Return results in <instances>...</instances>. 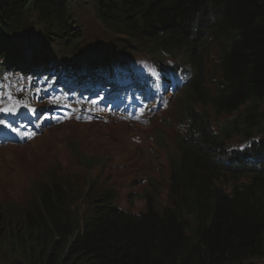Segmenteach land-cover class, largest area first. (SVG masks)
<instances>
[{
	"label": "trees",
	"instance_id": "trees-1",
	"mask_svg": "<svg viewBox=\"0 0 264 264\" xmlns=\"http://www.w3.org/2000/svg\"><path fill=\"white\" fill-rule=\"evenodd\" d=\"M79 2H92L97 20L110 34L127 39V47L145 48L155 63L163 58L159 64L165 69L167 55L192 62L184 87L187 104L181 108L191 140L184 138L183 153L168 161L166 203L159 206L149 191L147 214L118 209L110 188L92 194V212L80 224L70 209L66 180L43 186L42 211L34 219L22 217L21 235L6 243L18 250V263L264 264V127L255 137L247 119L264 112V0H0V60L17 57L22 49H45L46 42L48 52L67 51L60 56L63 63L103 65V42H87L84 26L74 20ZM32 19L38 27L34 33ZM145 32L151 35L148 43ZM12 37L16 41L9 47ZM227 38L233 42L216 53L217 83L203 80L207 45ZM206 99L217 105H205ZM218 108L227 117L221 125ZM258 122L260 128L264 117ZM194 125L198 130L192 138ZM232 138L236 143L231 148L225 142ZM249 139H255L252 148L239 151L237 146ZM221 149L224 153L217 157ZM97 160L79 156L86 169L100 165ZM86 180L91 189L94 181Z\"/></svg>",
	"mask_w": 264,
	"mask_h": 264
},
{
	"label": "rangeland",
	"instance_id": "rangeland-1",
	"mask_svg": "<svg viewBox=\"0 0 264 264\" xmlns=\"http://www.w3.org/2000/svg\"><path fill=\"white\" fill-rule=\"evenodd\" d=\"M74 13L76 20L83 24L86 34L88 32L87 35L89 36V40L105 41L109 40L112 37L109 31L104 28L97 20L92 2H79V4L74 5ZM146 35H148V33H146ZM209 56L210 61L208 62L209 64H211V62H214V54L212 51L209 52ZM216 69H218V67H216ZM212 70L213 67L211 66L210 73L212 72ZM134 77L135 80L137 76L134 75ZM171 112H176V108L173 107L171 109ZM94 122H98V124H66L58 131H52L48 134L43 135V137H38L35 141H33V143L31 142L34 145V148L31 149L32 152H30L28 148L19 149L20 153H24L26 151L30 152L29 155L31 156V159L39 156H47L46 162L38 161V167L36 165L31 166L29 168L30 172H28V175L25 174L23 178L21 177L20 181L13 185L12 188L8 189V196L4 195L0 190V205L4 204V202H8L12 205V210L15 209L17 213L21 211L20 217L25 216L26 211H29V213L32 215V219L37 218L38 212L36 209V205L38 201L37 196L34 195V188L31 187L32 181L37 179V173L38 179H41L44 173L40 172L44 171L45 169H48L50 167H66L70 172L67 174V178L65 181V190L69 199L70 206L73 209V214L80 218L84 217L85 215L89 216L91 210L88 206V199L83 197V194L85 192L83 190L84 184L81 175L84 174V171L80 170V167L76 161V155L83 150H94V153L100 156H104L103 151L100 147H103V149L116 148L115 145L100 140L104 137H108L123 145L124 152L122 156H130V160L127 163L119 165L117 167H111L107 165L104 171V175H108L110 180L123 178L126 181V183L117 190L118 198L116 200V203L124 208L125 206H128L129 208H132V211L142 210L145 205L144 199H142L140 196L135 195V192L139 191L138 188L141 189L142 185L137 181H134L138 174L135 172V169L132 168L133 165H136V163L140 161V155L138 153L139 150H142L147 157H150L148 153V148H152L150 136L153 128L156 127L157 124L154 123L155 121H152V124L150 126H143L140 128L136 127L134 130L129 129L130 131H126V129L121 126L120 121L117 123L116 121H113L106 124V122L101 120L99 121V119H97L94 120ZM172 126L170 128H167L166 131L172 140V152H174V137L177 138L178 132H180V128L177 125V119L174 120ZM131 133L133 134L132 141H126L125 139ZM139 137L142 140L141 143L138 142ZM64 140L67 143L70 142L69 145L64 143ZM94 145H96L97 147H95ZM27 146H31V144L29 143ZM15 158L20 161H24L23 157L17 156ZM26 158L28 159V157ZM31 159H29V161ZM42 162H45V164L43 165ZM0 165L1 169L3 170L4 167L10 169L12 165L17 164H12L11 161H7L5 163H1ZM41 167L42 169L40 170ZM7 169L5 170L7 171ZM155 171H157V179L166 180V173H164V169L159 167ZM79 178H81V180ZM97 180L101 184L105 182L101 177ZM164 203L165 202L162 199L157 202L159 206L163 205ZM25 217L28 219L27 216ZM1 253L4 252L1 250L0 256Z\"/></svg>",
	"mask_w": 264,
	"mask_h": 264
},
{
	"label": "bare ground",
	"instance_id": "bare-ground-1",
	"mask_svg": "<svg viewBox=\"0 0 264 264\" xmlns=\"http://www.w3.org/2000/svg\"><path fill=\"white\" fill-rule=\"evenodd\" d=\"M87 30V29H86ZM143 31V30H142ZM79 32V31H78ZM83 32V31H82ZM232 33H233V31H231ZM80 34V33H79ZM87 34H88V32H87ZM142 34H143V32H142ZM145 34H146V32H145ZM167 34V33H166ZM165 34V35H166ZM82 35V34H81ZM83 35H85L84 34V32H83ZM144 35V34H143ZM165 35L163 36V38L165 37ZM67 36V35H66ZM147 38H148V36L147 35H145ZM67 38V37H66ZM145 38V37H144ZM161 38V37H160ZM159 38V39H160ZM167 38V37H166ZM151 38L149 37L148 38V40H147V43H148V41L150 40ZM87 40V39H86ZM162 41V40H161ZM221 41H222V43H221ZM169 42V41H168ZM171 42V41H170ZM218 42L221 44L220 46H218L217 44H218ZM233 42V40H231V39H229V38H227V40H224V39H222V40H220L219 41V39L218 40H216V41H212V43L210 44V45H207V47H206V52L204 53V55H203V63H204V73L202 74V75H204V77H202V79L203 80H205V81H209V80H213V82H215V83H217L216 82V80L218 79V77L217 78H213L214 77V75H215V71H217L218 69H216V67H218L217 65H216V53L218 52V51H221V47H222V45L223 44H227V43H232ZM130 46V45H129ZM210 51H212L213 52V54H214V62H211V64H209V62L208 61H210V56H209V52ZM138 53H139V55H137L138 56V58L136 57V56H133V58H135V59H137V60H131V62L130 63H128V61L127 62H125V64H127V66H126V70H129L130 71V73L129 74H131V76H132V78L134 79L135 77L133 76L134 75V73L136 74V76H137V78H140L139 80L138 79H135V81L137 82V84L138 85H135L134 83H133V85H131L132 86V88H130L129 90H131V91H134L135 93L134 94H125V95H123L122 96V99H121V101L120 100H118L119 102H117V104L115 103V105H109L108 104V106H110V107H112V108H114V111H124L125 110V108L127 107V109H126V111H127V113L128 112H133L132 114L133 115H137V117H140L137 121H134V122H129V123H127L126 121L127 120H124V121H122V115H118V114H116L115 113V116H116V123L117 122H121L120 124H121V126H123V128H125L126 129V131L128 130V131H130L129 129H132V130H134L136 127H138V128H140V127H143L144 125H147V120H148V118L149 119H151L152 121H155L154 123L155 124H157V126L158 127H160V128H162L161 129V132H162V134L163 135H165L164 134V132L163 131H165V132H167L166 131V129L167 128H170L171 126H172V123H174V120L175 119H177L180 115H181V110L179 111V108H177V111L176 112H174V113H172L171 112V109H172V106H171V104H165V103H161V104H159V105H155V104H153L152 102L154 101V99L155 100H160V98H158V95L159 94H161V93H163V92H168L170 95H171V93H170V91L168 90V89H166L169 85L172 87L173 85H178V83L176 82V80L175 79H173L172 80V73L170 74V77L168 78V81H167V79L165 78V76H160V75H158V69L161 67L163 70H167L168 69V71H173L172 70V68H171V65L173 64V63H168V65H167V68L165 69V67H162V65L161 64H159L160 62H164V59L163 58H159V59H157V61H156V63L152 60V58H150L149 56H148V54H147V52H146V49L145 48H142V47H139L138 48V51H137ZM66 54V53H65ZM70 54V53H69ZM145 57H147V60L145 61L144 60V58ZM139 60V61H138ZM180 62V60L178 59V62H176L175 64H177V63H179ZM144 64H150L151 65V68H152V71L153 72H158L157 73V75H156V77H157V79L159 80V82H160V84H161V86H158V88L156 89V92H157V96H154L153 98L154 99H151V100H146V93L149 91V89H148V85H142L141 83H142V78H143V75H144V73H143V70H140V69H143L144 68ZM192 64V62L190 63V65ZM19 65V64H18ZM195 65H197V64H195ZM133 66V67H132ZM213 67V70H212V72L210 73V67ZM132 67V68H131ZM193 67V66H192ZM196 68V67H195ZM24 69H26V68H24ZM137 69H139L138 71H139V73L137 72ZM199 70V69H198ZM197 70V71H198ZM144 71H145V69H144ZM201 72V71H200ZM199 72V73H200ZM133 74V75H132ZM194 74H195V72H194ZM219 74V73H218ZM217 75V74H216ZM220 75V74H219ZM60 77V75L59 74H57L56 76H54V77H52V79H57V78H59ZM62 77V76H61ZM69 77V75L68 76H66V78H68ZM126 77V76H125ZM124 77V78H125ZM200 78H201V76H199ZM124 78H122L121 80L123 81L124 80ZM200 78H199V80H200ZM143 80H145V78H143ZM148 80V82H151V80L150 79H147ZM126 81H129L128 80V77H127V80ZM195 81L193 80V83H194ZM132 83V82H131ZM191 83V82H190ZM201 83V82H200ZM152 84V83H151ZM166 84H167V86H166ZM173 84V85H172ZM59 86V85H58ZM126 86V85H125ZM64 86L63 85H60L59 87H58V90L59 91H64ZM119 88H122V87H119ZM127 88H129V87H127ZM203 88V87H202ZM65 90H71L72 91V89H70V88H68V89H66L65 88ZM121 90H125V89H121ZM121 90H117V91H121ZM129 90H127V91H129ZM203 90V89H202ZM72 92H74V95H79L78 94V92L77 91H72ZM185 92V89H183L181 92H179L178 93V96H179V98H180V106H183V105H186L187 104V102L183 99L184 98V93ZM199 92H201V91H199ZM135 94H139L140 96H141V99H142V101H148V103H146V104H143V105H141L140 106V104L138 105V106H136V107H130L129 106V101H131V100H133V98H135L134 97V95ZM86 97H87V94L85 95ZM218 97H219V95H218ZM150 98H152V96L150 97ZM158 98V99H157ZM198 100V102L200 103L201 102V99H197ZM205 100V99H204ZM213 100H211V101H208L207 99H206V102H205V105H214V106H216L217 104H215L214 102H212ZM122 102H127V106L126 107H121L120 105L122 104ZM54 102L53 101H49V102H44V104L45 105H51V104H53ZM198 103V104H199ZM67 104V103H66ZM65 103L63 104V106L64 107H67V105H66ZM71 109H73L72 107H70ZM209 108L210 107H208V108H206V113H208L209 114ZM195 110H197V111H199L198 109H196L195 108ZM72 111V110H71ZM67 112H69V111H64V110H62V111H60V110H58V115H61V114H64V113H67ZM19 113V112H18ZM46 113H50L49 111H47ZM212 113H214L215 114V111H212ZM264 112H262L261 110H258V112H256V113H252V114H250L248 117H247V119H249V120H251V123L250 124H248L249 125V128H252L253 126H254V128H252L251 130H252V132H253V136H257V137H260L261 136V134L263 133V130H262V128L264 127V125L263 126H259L260 128H258V125H259V122L258 121H260L261 120V118H263V117H260V114H263ZM216 116H217V123H219V122H222V121H225V119H226V114H224L223 112H221L220 111V109L218 108V113H216L215 114ZM224 115V118L221 120L220 119V117L221 116H223ZM9 116V115H8ZM13 115H10L9 117L11 118ZM4 119H3V121H5V116L3 117ZM6 118H7V116H6ZM10 118H8V120H10ZM52 119L53 118H46V119H42V122H41V128H44V127H46L48 124H50V122L52 121ZM182 119H186V117H183ZM100 121V120H99ZM104 121V120H103ZM7 122H9V121H7ZM13 122H15V121H13ZM227 122V121H226ZM257 122H258V125H257ZM18 124L19 125H25L26 123H24L23 121H21V122H18ZM74 124H76V123H74ZM2 124H0V140L1 141H3V140H7V138L5 137V135L4 134H6L5 132L3 133V132H1V130H4L5 128L7 129V126H10V127H8V128H11L12 127V125L14 126L15 124L14 123H12V125H7V126H1ZM34 125H36V124H27V126H29V127H32V126H34ZM261 125V124H260ZM19 127V126H18ZM17 127V128H18ZM152 127H154V126H152ZM173 127V126H172ZM17 128H15V130L17 129ZM198 130V126H196V125H194V128H192L191 129V132H192V138L194 137V133H196V131ZM101 132H102V130H101ZM49 132H44L43 134H41V135H39V137H43V135H45V134H48ZM181 133H182V136L185 138V139H190L191 140V137L189 136V134L187 133V130H186V128H184V129H182L181 130ZM177 134V133H176ZM210 134V133H209ZM214 135H216L215 134V132L213 133ZM235 134V133H234ZM238 134V133H237ZM221 135H223V134H221ZM232 136H233V133H232ZM222 137V136H221ZM183 138V139H184ZM197 138V137H196ZM202 138V137H201ZM223 138V137H222ZM225 138V137H224ZM223 138V139H224ZM132 139H133V134L131 133L129 136H127V138L125 139L126 141H132ZM174 139H175V141H177L176 140V138L174 137ZM219 139H221V138H219ZM218 139V140H219ZM193 140H195V139H192V142H193ZM225 140V139H224ZM223 140V141H224ZM253 140H255V139H253ZM15 141V140H14ZM226 141V140H225ZM224 141V142H225ZM231 141V142H230ZM64 143H66V144H68L69 145V143H67V142H65V140L63 141ZM62 142V143H63ZM180 142H183L181 139H180ZM191 142V141H190ZM235 141H233V138H232V140H229L228 141V143H234ZM33 143V142H32ZM32 143H30L31 144V146H27V147H23V149L24 148H28L29 149V151L30 152H32L31 151V149H33L34 148V145L32 144ZM188 143V142H187ZM226 143V142H225ZM236 143V142H235ZM234 143V144H235ZM61 144V143H60ZM224 144V143H223ZM64 145V144H63ZM15 146V145H14ZM234 147H236V146H234ZM13 148H16V147H13V145H6L5 146V148H1L0 149V164L1 163H5V162H9V161H11V163L12 164H17V165H12L11 167H10V169H7V167L5 168L4 167V169L2 170L1 169V165H0V190L2 191V193L4 194V195H7L8 196V193H9V191H8V189H10V188H12V186L13 185H15L18 181H20L21 180V177L23 178L24 177V175L25 174H27L28 175V172H30V170H29V168L31 167V166H33V165H36L37 166V162L38 161H45L46 162V159H47V156L46 157H44V156H39V157H36V158H33V159H31V156L29 155V153L30 152H24V153H20V151H19V149H14L13 150ZM179 149L181 150V154L183 153V151L185 150V148H184V142H183V144H182V146H180L179 147ZM179 149H178V151H179ZM192 152V151H191ZM23 157V160L24 161H20V160H18L17 158H15V157ZM28 157V159L26 158V157ZM29 159H31L30 161H29ZM182 160V159H181ZM180 160V161H181ZM76 161H77V163H78V165L81 163L80 161H79V159H76ZM179 161V162H180ZM45 162H42V164L44 165L45 164ZM177 163V162H176ZM38 167V166H37ZM5 169H7V171L5 170ZM35 169H39V168H35ZM34 169V170H35ZM42 169V167L40 168V170ZM38 174V173H37ZM37 174H36V177H37ZM136 181H138V179H136ZM62 185H64L63 183H62ZM138 190L140 191V189L138 188ZM141 192V191H140ZM135 194H139V192L137 191V192H135ZM46 196V194H43V196L42 197H45ZM45 199V198H44ZM77 202V201H76ZM144 208L142 209V211L144 212V214H147L148 213V211H149V204L147 203V200L146 199H144ZM77 204V203H76ZM6 205V203L4 202V204H2V209H1V211H0V213H3L1 216H0V251L2 250L4 253H1V256H0V264H19L18 263V259L16 258V256H17V254H19V252H18V250L16 249V248H14V249H16V250H13V249H11V248H9V246H7V242H8V240L9 239H12V240H14V230H16V229H20V220H21V218H22V216L20 217V215H21V211L19 212V213H17L16 212V210L14 209V210H12V205L10 204V203H8L7 202V209H5L4 208V206ZM88 206L90 207V204H88ZM94 206V204L92 205V207ZM147 207H148V209H147ZM147 209V210H146ZM3 210V211H2ZM6 210V211H5ZM146 210V211H145ZM5 211V212H4ZM131 211H132V208H129L128 206H125V210H124V212H126V213H128V215L131 213ZM137 213V215H140L141 213H139V212H136ZM26 214H30L29 213V211H26ZM73 216L79 221V223L81 224L82 222H83V217L82 218H80V217H78V216H76V215H74L73 214ZM24 217V216H23ZM4 257V258H3ZM3 259V260H2ZM21 264H29L28 262H22Z\"/></svg>",
	"mask_w": 264,
	"mask_h": 264
},
{
	"label": "clouds",
	"instance_id": "clouds-1",
	"mask_svg": "<svg viewBox=\"0 0 264 264\" xmlns=\"http://www.w3.org/2000/svg\"><path fill=\"white\" fill-rule=\"evenodd\" d=\"M168 161V160H167ZM149 192V191H148ZM148 192H146V194L148 195ZM155 192V199L157 202H159L161 199L163 200L164 198L163 197H160L159 193L157 191H154ZM114 194H117L116 192H114ZM136 195V194H135ZM143 199V198H142ZM146 200H148V197L145 198ZM166 201V199H165ZM142 213V212H140ZM133 215H137V214H133Z\"/></svg>",
	"mask_w": 264,
	"mask_h": 264
},
{
	"label": "snow or ice",
	"instance_id": "snow-or-ice-1",
	"mask_svg": "<svg viewBox=\"0 0 264 264\" xmlns=\"http://www.w3.org/2000/svg\"><path fill=\"white\" fill-rule=\"evenodd\" d=\"M0 123H2V121H0Z\"/></svg>",
	"mask_w": 264,
	"mask_h": 264
}]
</instances>
